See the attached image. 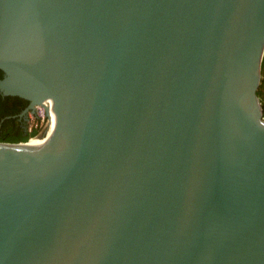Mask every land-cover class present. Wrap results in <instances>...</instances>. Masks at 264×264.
<instances>
[{"label":"water","instance_id":"95a60500","mask_svg":"<svg viewBox=\"0 0 264 264\" xmlns=\"http://www.w3.org/2000/svg\"><path fill=\"white\" fill-rule=\"evenodd\" d=\"M264 0H0V264H264Z\"/></svg>","mask_w":264,"mask_h":264},{"label":"flooded vegetation","instance_id":"af4514ba","mask_svg":"<svg viewBox=\"0 0 264 264\" xmlns=\"http://www.w3.org/2000/svg\"><path fill=\"white\" fill-rule=\"evenodd\" d=\"M0 80L5 73L0 69ZM30 101L17 95H7L0 90V136L10 133L15 138H24L31 134Z\"/></svg>","mask_w":264,"mask_h":264},{"label":"built area","instance_id":"2783aa9c","mask_svg":"<svg viewBox=\"0 0 264 264\" xmlns=\"http://www.w3.org/2000/svg\"><path fill=\"white\" fill-rule=\"evenodd\" d=\"M50 98L44 100L43 105H37L34 113H31V131L36 133L30 134L27 141L33 137H45L48 135L53 128V112H55L54 103L49 102ZM264 118V116H263Z\"/></svg>","mask_w":264,"mask_h":264},{"label":"bare ground","instance_id":"6f19581e","mask_svg":"<svg viewBox=\"0 0 264 264\" xmlns=\"http://www.w3.org/2000/svg\"><path fill=\"white\" fill-rule=\"evenodd\" d=\"M51 101L49 100V102L52 104V102L54 103V100L52 98H50ZM54 108H55V103H54ZM55 122H56V111L53 112V128L51 130V132L46 135L45 137H33L32 139H30L29 141L21 144L22 146H26V147H30V148H40L41 146H43L45 144V142L50 138L54 128H55Z\"/></svg>","mask_w":264,"mask_h":264},{"label":"trees","instance_id":"16d2710c","mask_svg":"<svg viewBox=\"0 0 264 264\" xmlns=\"http://www.w3.org/2000/svg\"><path fill=\"white\" fill-rule=\"evenodd\" d=\"M263 68H264V62H263ZM1 71V70H0ZM262 96V92L259 93ZM264 105V103H263ZM32 133H36V131H33ZM30 135L24 137V138H15L10 133H5L0 136V141L5 142H14V141H27L29 139Z\"/></svg>","mask_w":264,"mask_h":264},{"label":"rangeland","instance_id":"374dc122","mask_svg":"<svg viewBox=\"0 0 264 264\" xmlns=\"http://www.w3.org/2000/svg\"><path fill=\"white\" fill-rule=\"evenodd\" d=\"M263 62H264V60H263ZM260 92H262V96L259 94ZM258 95L260 97V100L262 102V106L264 108V105H263V103H264V68L262 69V79H261V84H260L259 89H258ZM263 116H264V110H263Z\"/></svg>","mask_w":264,"mask_h":264}]
</instances>
